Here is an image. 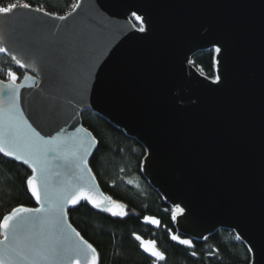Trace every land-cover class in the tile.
Returning <instances> with one entry per match:
<instances>
[{"label": "water", "instance_id": "obj_1", "mask_svg": "<svg viewBox=\"0 0 264 264\" xmlns=\"http://www.w3.org/2000/svg\"><path fill=\"white\" fill-rule=\"evenodd\" d=\"M75 5L65 15L54 13L64 20L22 4L0 14V45L23 72L17 107L24 119L45 139L58 136L71 152L84 136L76 129L94 137L81 112L102 115L145 147L143 174L170 205L183 209L175 217L183 234L201 238L231 229L251 249L250 264H264V0ZM133 13L144 32L132 22ZM209 48L215 49L218 82L191 62L193 53ZM96 146L97 140L86 168H64L63 159L49 154V174L66 179L53 185L54 193L75 172L107 196L88 172ZM54 205L55 195L48 206ZM63 207L65 228H75L67 216L73 205Z\"/></svg>", "mask_w": 264, "mask_h": 264}, {"label": "trees", "instance_id": "obj_2", "mask_svg": "<svg viewBox=\"0 0 264 264\" xmlns=\"http://www.w3.org/2000/svg\"><path fill=\"white\" fill-rule=\"evenodd\" d=\"M76 1L0 0V6L26 2L65 15ZM131 19L136 27L143 25L141 19L136 20L135 16ZM191 62L208 77L215 76L214 48L193 53ZM9 69L22 77L23 72L9 61L5 52L0 53V78ZM81 118L97 140L88 159L89 167L102 191L124 205L126 213L122 217L112 216L83 201L67 210L70 223L96 248L97 264H250L249 248L240 238L236 239L231 229L219 228L201 238L183 234L175 225L174 206L143 174L146 150L142 143L92 110H83ZM31 175L28 165L0 154V219L15 207L38 206L26 182ZM145 216L158 224L146 222ZM137 235L153 239L164 259L147 255L135 238ZM172 235L190 240L191 246L172 240Z\"/></svg>", "mask_w": 264, "mask_h": 264}, {"label": "snow or ice", "instance_id": "obj_3", "mask_svg": "<svg viewBox=\"0 0 264 264\" xmlns=\"http://www.w3.org/2000/svg\"><path fill=\"white\" fill-rule=\"evenodd\" d=\"M22 6L30 7L27 3ZM17 7L16 3L0 6V14H11ZM75 7L76 5H73V10ZM35 10L43 11L42 8ZM44 15L54 16L60 20L66 19L65 16L55 17L54 13L44 12ZM133 16L136 20L141 19L135 13ZM139 31H145L143 25ZM7 51L10 50L0 45V53ZM220 51L221 49L217 47L216 52ZM11 58L21 68L27 66L17 56L12 55ZM6 76V83L0 81V153L14 157L15 160L22 161L31 168L32 175L26 181L28 190L37 204L41 206L36 208L15 207L0 219V237H2L0 239V264H72L73 261H77V264H97L96 248L84 240L70 224L65 228L63 205L69 203L76 206L81 201H87L94 208L109 212L112 216L121 217L126 215L123 211L124 205L102 193H95L94 185L86 181L83 174L77 175L75 172L68 173L73 178L67 181L68 186L54 193L53 185H64L66 179L60 172H56L54 176L50 175L48 169L49 154H54L53 159H63L64 168H86L88 149L96 144V140L87 129L78 128L76 131L83 132L84 136L80 138V143L75 150L66 152V144L59 140L58 136L45 139L40 132L27 123L17 107L20 88L24 85L17 83V76L12 70H7ZM24 79L28 80L29 77L25 75ZM219 80L220 77L217 76L216 82ZM90 171L89 169V174ZM37 181H39V187ZM54 195L55 205L49 207L48 205L53 203ZM97 195L100 196L99 199L96 198ZM32 213L37 215L32 216ZM144 220L158 224V221L147 216ZM72 234L78 239V243L73 240ZM135 238L140 241V246L144 251L150 252L158 259H164L163 254L156 249L155 241H145L138 235ZM239 238V236L236 237V239ZM171 239L178 240L183 245L191 246L192 243L176 235H172Z\"/></svg>", "mask_w": 264, "mask_h": 264}, {"label": "built area", "instance_id": "obj_4", "mask_svg": "<svg viewBox=\"0 0 264 264\" xmlns=\"http://www.w3.org/2000/svg\"><path fill=\"white\" fill-rule=\"evenodd\" d=\"M24 3H26V2H20L19 4H24ZM77 3V1L73 4V5H75ZM73 5L71 6V8L69 9V11H71L72 9H73ZM68 11V12H69ZM6 72L7 71H4L3 73H2V78L1 79H3V80H7V76H6ZM14 72V71H13ZM15 74H16V76H17V82H19L20 80H21V78H20V76L16 73V72H14ZM0 238H2V237H0Z\"/></svg>", "mask_w": 264, "mask_h": 264}, {"label": "rangeland", "instance_id": "obj_5", "mask_svg": "<svg viewBox=\"0 0 264 264\" xmlns=\"http://www.w3.org/2000/svg\"><path fill=\"white\" fill-rule=\"evenodd\" d=\"M216 74H215V76L214 77H212V79H216ZM174 208H175V214L176 215H178V214H180V213H182L183 212V209L182 208H180L179 206H174Z\"/></svg>", "mask_w": 264, "mask_h": 264}]
</instances>
